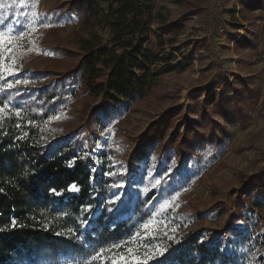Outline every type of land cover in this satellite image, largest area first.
<instances>
[{"label": "rangeland", "instance_id": "obj_1", "mask_svg": "<svg viewBox=\"0 0 264 264\" xmlns=\"http://www.w3.org/2000/svg\"><path fill=\"white\" fill-rule=\"evenodd\" d=\"M73 1H16L17 7H22V23L35 19V31L29 29L25 37L32 41V50L17 53L13 75H0L12 83L28 81L15 87L32 86L36 81L31 71L61 69L77 62L74 52L62 59L55 55L62 48L75 50L69 43L75 28L72 22L65 17L51 29L44 27L48 23H41L53 7L58 6L63 13L72 10ZM103 7L106 10V5ZM32 12L37 13L35 18ZM155 12L181 24L177 31L162 34V47L154 35L145 44L152 51L160 50L162 63L168 68L162 73L159 63L152 67L160 74V86L142 102L129 105L96 128L98 138L83 147L93 159L90 185L104 191L93 217L105 202L119 198L123 189L142 193L167 179L168 167L158 168L154 163L162 145L172 141V153L178 161L176 145L186 139L190 156L183 159L180 179L172 182L169 192L150 203L149 216L126 238L94 253L107 250L96 260L100 264H112L113 259L123 264L121 256L131 264L136 261L133 256L142 259L146 251L162 247V238L176 241L187 231L206 238L223 226L236 192L243 187L253 189L250 176L264 169V0H156ZM17 16L15 13L6 30L13 29ZM4 62L11 61L6 56ZM234 91L239 93L235 97ZM81 110L79 101L61 114L63 118L51 119L48 125L62 132L81 126L82 134L88 135ZM154 120L160 121L159 139L137 149V142ZM108 147L116 152L110 153ZM219 148L217 160L207 162V156ZM172 197H176L173 207L161 212L159 205ZM196 214L203 217L195 220ZM149 220L167 222L168 235H147L142 226ZM90 226L88 222L85 229ZM215 247L232 256L227 264H264V206L244 214L237 229L225 234ZM129 248L134 251L129 253Z\"/></svg>", "mask_w": 264, "mask_h": 264}, {"label": "trees", "instance_id": "obj_2", "mask_svg": "<svg viewBox=\"0 0 264 264\" xmlns=\"http://www.w3.org/2000/svg\"><path fill=\"white\" fill-rule=\"evenodd\" d=\"M16 1L0 0V30H6L18 13L12 27L14 33L20 31L16 21L22 22V7H17ZM155 4L156 0H74L72 10L63 13L56 6L42 19L50 29L58 27L65 17L72 22L75 28L69 43L75 50L62 48L55 55L62 59L75 53L78 60L61 69L31 71L35 85L0 92V107L9 106L0 114V188L4 190L0 192V264H88L86 260L98 249L126 238L149 216L150 203L167 194L172 182L180 179L181 163L190 156L186 139L176 145L178 161L172 153V141L162 145L154 157L158 168L168 167L166 180L142 193L123 189L119 198L105 202L93 217L104 191L90 185L93 159L83 147L98 138L96 128L129 105L142 102L160 86V74L152 67L159 63L162 73L168 68L162 63L160 50L152 51L145 44L154 35L162 47V34L181 27L156 13ZM25 43V48H31L32 41L25 38ZM7 82L0 79V85ZM238 94L233 93L234 97ZM79 101L88 135L82 134L81 126L62 132L48 125L50 117L61 115ZM17 111L20 116L15 115ZM159 122L154 120L142 134L137 149L159 139ZM107 150L116 152L113 147ZM219 153L220 148L210 153L207 162L216 161ZM263 172L261 169L250 176L253 189L243 187L236 192L220 229L206 238L194 231L184 232L176 241L162 238L160 244L166 250L148 259L147 264L229 263L232 256L215 245L237 229L244 214L264 206ZM73 183L79 192L67 191ZM53 189L62 194L55 195ZM202 217L196 214L194 219ZM88 222L91 226L85 229ZM144 260L140 259L141 264Z\"/></svg>", "mask_w": 264, "mask_h": 264}, {"label": "snow or ice", "instance_id": "obj_3", "mask_svg": "<svg viewBox=\"0 0 264 264\" xmlns=\"http://www.w3.org/2000/svg\"><path fill=\"white\" fill-rule=\"evenodd\" d=\"M33 7H35V5H33ZM37 16L36 12H32V17L35 18ZM3 21L0 20V24H2ZM17 24H20L21 26V30L18 32H13V29L8 28L7 30H0V73L2 74H7V75H13L14 74V70H13V65L16 63V59H17V53L19 52L20 54H23V51H31V48H27L25 49V37L29 31V29H31L32 31H35V28L33 27L35 24V19H29L27 21V23H22L21 21H16ZM49 25H44V27H48ZM6 56L10 59V63H5V58ZM0 79H4L3 75H0ZM27 84L28 81L24 80H16L15 83L12 82H7L3 85H0V92H3L5 90L8 89H12L13 87H15V85L18 84ZM9 106L8 104H4L2 107H0V114L5 113L6 110H8ZM16 116H20V112L17 111L15 113ZM63 118L61 115H56L53 117H50V119H61ZM17 127H19V125H17ZM71 166V164L69 165ZM92 171H95V169H92ZM111 174V173H109ZM157 184H159V181H157ZM79 187L73 183L71 185L68 186L67 191L69 193H76L79 192ZM4 190L2 188H0V192H3ZM54 192L55 195L59 196L62 193L56 191L55 189L52 190ZM147 191V190H146ZM176 200V197H172L171 200H165L163 203H161L159 205V209L161 212L167 211L169 208L173 207L174 201ZM84 211H88V208H85ZM13 226H15L16 221L13 220L12 221ZM143 229L146 231L147 235H156L159 232H163V234L165 236L168 235V229H169V225L167 222L165 221H157V220H149L147 223H145L143 226ZM172 232L176 231V228H171L170 229ZM140 235V233L138 232L136 234V236L138 237ZM169 239H173L172 236H168ZM136 237H133V240H135ZM114 247H120V245H114ZM166 249L162 248V247H154L151 252L146 251L145 252V260L143 261V264H147V260L148 259H153L156 255H162L163 252ZM104 250L102 249L101 252H97L95 255H93L91 257L92 261H95L99 258H101L102 253ZM129 253H132L134 250L132 248L128 249ZM132 259L137 261V264H141L140 262V258L138 256H133ZM120 260L123 261V264H128V259L121 256ZM88 264H91V262H88ZM112 264H117V260L113 259L112 260Z\"/></svg>", "mask_w": 264, "mask_h": 264}]
</instances>
